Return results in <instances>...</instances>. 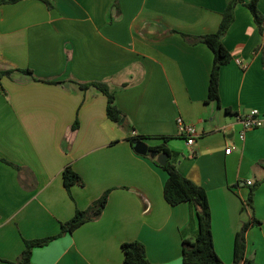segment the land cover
<instances>
[{
  "label": "crops",
  "instance_id": "crops-1",
  "mask_svg": "<svg viewBox=\"0 0 264 264\" xmlns=\"http://www.w3.org/2000/svg\"><path fill=\"white\" fill-rule=\"evenodd\" d=\"M229 1L18 0L0 6V72L12 71L0 91V264L16 262L26 240L58 235L62 224L107 192L99 218L34 249L32 263L123 264L122 245L136 241L152 264H184L183 243L198 234L195 212L189 204L167 203V172L136 152L132 136L178 153L180 172L207 191L214 247L225 264L234 262L243 224L258 220L247 233L246 255L264 264V126L242 141L238 117L258 111L264 120V35L239 4L223 38L232 60L220 71L219 104L208 102L212 50L182 36L217 33ZM258 9L264 17V0ZM24 70L60 83L35 81ZM94 82L115 91L124 127L109 119L101 91L80 87ZM180 118L197 128L193 147L180 133ZM68 167L84 186L66 189Z\"/></svg>",
  "mask_w": 264,
  "mask_h": 264
},
{
  "label": "trees",
  "instance_id": "trees-1",
  "mask_svg": "<svg viewBox=\"0 0 264 264\" xmlns=\"http://www.w3.org/2000/svg\"><path fill=\"white\" fill-rule=\"evenodd\" d=\"M18 0H0V6L16 3ZM239 4L245 5L251 12L255 23L257 24L260 33L264 35V17L258 9V0H230L229 4L223 14V20L220 25L219 31L215 34L205 35L201 37H191L182 34V36L191 44L204 43L206 44L214 54L213 68L210 77L208 102H216L219 104L220 99V71L221 68L229 64L232 60L230 52L225 48L223 44V38L227 34L229 28L235 21V9ZM263 56H264V48ZM25 74L33 77L35 81L46 82L48 84H59L57 81H45L37 78L33 71L24 70ZM12 71L0 72V91L4 92L1 84V80L5 76H10ZM81 89L87 90L90 87H94L101 91L108 100L107 114L111 121L119 126L124 127L126 125V116L118 108L116 104L115 91L104 82H94L90 84H81ZM78 123L75 124L73 130L78 128ZM145 137L132 136L129 138L131 144L136 148L142 143ZM165 142L171 139V137H163ZM151 152H157L158 155H167L169 157L168 163L165 167H161L157 159H152L150 155L146 157L151 159L158 167H161L168 174V179L164 187V195L167 203L173 207L181 204H189L197 217L198 222V234L195 241H184L183 243V262L184 264H225L217 255L214 247L213 231H212V213L209 203L207 191L195 184L193 181L185 177L179 170L176 160L179 157L178 153L172 152L166 145L157 147H149ZM136 150V149H135ZM5 163L11 165L19 173L22 172V168L9 163L6 160H2ZM264 169V162L261 163ZM64 184L68 191L74 186H84V181L79 174L68 167L64 173ZM260 186V182L256 183L252 187L249 194L247 205L252 208L255 198V192ZM110 192L94 202L86 211H78L75 217L67 223L62 224L61 232L52 237L26 240L25 248L16 262H6L8 264H33L32 256L33 251L36 248H43L48 246L51 242L61 238L66 233H72L85 223L91 222L99 218L108 203ZM260 224L256 219L244 223L235 239L234 247V262L233 264H256L254 261L247 258V233L253 226ZM124 253L123 264H152L148 258L145 246L140 242H128L122 245Z\"/></svg>",
  "mask_w": 264,
  "mask_h": 264
},
{
  "label": "built area",
  "instance_id": "built-area-1",
  "mask_svg": "<svg viewBox=\"0 0 264 264\" xmlns=\"http://www.w3.org/2000/svg\"><path fill=\"white\" fill-rule=\"evenodd\" d=\"M238 117L240 123L242 124V131L240 133V139L242 141L245 140L247 132L264 126V120L261 118L258 111H251L247 114H241ZM178 126L180 133L187 140V144L190 147H193L198 139L197 128L192 124L185 123L182 118L178 120ZM231 152V149H227L226 151L227 154H231ZM249 185L252 186L253 184L249 182Z\"/></svg>",
  "mask_w": 264,
  "mask_h": 264
},
{
  "label": "water",
  "instance_id": "water-1",
  "mask_svg": "<svg viewBox=\"0 0 264 264\" xmlns=\"http://www.w3.org/2000/svg\"><path fill=\"white\" fill-rule=\"evenodd\" d=\"M136 152L140 155L147 156L150 155L152 159H157L161 167H165L168 163L169 157L167 155H158L157 152H151L147 144L141 143L136 148Z\"/></svg>",
  "mask_w": 264,
  "mask_h": 264
}]
</instances>
